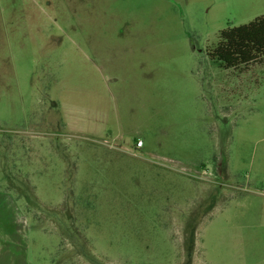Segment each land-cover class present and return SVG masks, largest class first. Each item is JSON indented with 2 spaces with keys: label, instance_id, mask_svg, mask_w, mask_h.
<instances>
[{
  "label": "rangeland",
  "instance_id": "1",
  "mask_svg": "<svg viewBox=\"0 0 264 264\" xmlns=\"http://www.w3.org/2000/svg\"><path fill=\"white\" fill-rule=\"evenodd\" d=\"M260 15L0 0V192L26 217L27 264H264V59L208 56Z\"/></svg>",
  "mask_w": 264,
  "mask_h": 264
},
{
  "label": "trees",
  "instance_id": "2",
  "mask_svg": "<svg viewBox=\"0 0 264 264\" xmlns=\"http://www.w3.org/2000/svg\"><path fill=\"white\" fill-rule=\"evenodd\" d=\"M208 56L223 69H235L264 59V15L220 31L218 42Z\"/></svg>",
  "mask_w": 264,
  "mask_h": 264
},
{
  "label": "crops",
  "instance_id": "3",
  "mask_svg": "<svg viewBox=\"0 0 264 264\" xmlns=\"http://www.w3.org/2000/svg\"><path fill=\"white\" fill-rule=\"evenodd\" d=\"M18 201L0 192V264H27V220Z\"/></svg>",
  "mask_w": 264,
  "mask_h": 264
},
{
  "label": "built area",
  "instance_id": "4",
  "mask_svg": "<svg viewBox=\"0 0 264 264\" xmlns=\"http://www.w3.org/2000/svg\"><path fill=\"white\" fill-rule=\"evenodd\" d=\"M135 147L136 148H141L142 147V142L140 140H138L136 143H135Z\"/></svg>",
  "mask_w": 264,
  "mask_h": 264
}]
</instances>
